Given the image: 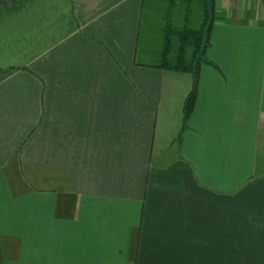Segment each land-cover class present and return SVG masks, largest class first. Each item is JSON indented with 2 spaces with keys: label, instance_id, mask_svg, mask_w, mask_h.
Segmentation results:
<instances>
[{
  "label": "crops",
  "instance_id": "1",
  "mask_svg": "<svg viewBox=\"0 0 264 264\" xmlns=\"http://www.w3.org/2000/svg\"><path fill=\"white\" fill-rule=\"evenodd\" d=\"M155 1L0 0V264H264V0H215L183 131Z\"/></svg>",
  "mask_w": 264,
  "mask_h": 264
},
{
  "label": "trees",
  "instance_id": "2",
  "mask_svg": "<svg viewBox=\"0 0 264 264\" xmlns=\"http://www.w3.org/2000/svg\"><path fill=\"white\" fill-rule=\"evenodd\" d=\"M163 1L168 4L169 8L166 10L167 20H171L172 11L179 3L186 4L188 15L193 12V5H196L202 16L198 27H190L187 23L182 27H177L172 22H167L164 29L162 50L159 53V67L177 72H187L193 78L192 89L183 105V123L181 128V131H183L196 102L200 66L202 64L215 66L206 55V51L211 45L210 33L215 18V0Z\"/></svg>",
  "mask_w": 264,
  "mask_h": 264
},
{
  "label": "rangeland",
  "instance_id": "3",
  "mask_svg": "<svg viewBox=\"0 0 264 264\" xmlns=\"http://www.w3.org/2000/svg\"><path fill=\"white\" fill-rule=\"evenodd\" d=\"M154 5L155 6L150 10H147L144 15L143 36H145L144 34L146 33L145 28L148 27L149 34L146 35V38H149L152 41L153 51H158V54L162 50L164 29L167 22H172L173 25L177 27H182L185 23L190 25V27H198L202 20L201 12L196 5H193V12L188 15L186 4L179 3L172 11L173 14L171 20L166 19V10L168 8L166 2L159 0L158 2L155 1ZM158 60L160 62V58H158Z\"/></svg>",
  "mask_w": 264,
  "mask_h": 264
}]
</instances>
